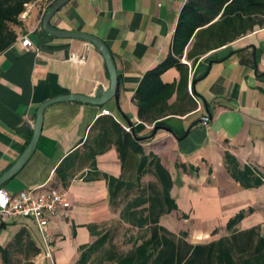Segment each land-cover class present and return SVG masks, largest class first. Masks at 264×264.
<instances>
[{
	"label": "crops",
	"instance_id": "1",
	"mask_svg": "<svg viewBox=\"0 0 264 264\" xmlns=\"http://www.w3.org/2000/svg\"><path fill=\"white\" fill-rule=\"evenodd\" d=\"M54 1L27 4L21 26L13 28L16 41L0 53V176L28 146L40 104L66 94L93 96L98 86H109L104 60L91 43L43 31L42 19ZM186 2L70 0L52 16L53 28L88 33L107 45L117 70L118 98L102 106L65 101L45 109L35 151L0 190L16 194L53 188L66 193L70 206L49 220V257L29 217L0 216V247L6 248L10 264L13 240L25 252L24 264H77L80 247L103 236L109 242L122 229L119 238L127 239L128 225L119 216L122 205L111 206L106 180L92 169L94 163L100 174L123 175L114 145L91 156L96 121L110 117L143 138L138 140L143 153L154 155L171 177L170 195L177 209L162 216L161 225L176 234L186 232L192 244L206 243L228 235L229 220L252 209L235 228L258 226L264 237V185L244 189L224 164L227 152L240 168L249 166L264 176V21L233 42L203 53L193 65L185 57L189 43L181 59L189 68V95L183 97L184 92L177 99L173 94L168 104L174 114L157 122L161 128L155 134L154 124L138 118L135 91L143 75L169 56ZM23 37L32 43L28 51L21 46ZM72 55L83 56L84 62H71ZM179 78L174 67L161 75L166 84ZM131 169L128 165L124 175Z\"/></svg>",
	"mask_w": 264,
	"mask_h": 264
},
{
	"label": "trees",
	"instance_id": "2",
	"mask_svg": "<svg viewBox=\"0 0 264 264\" xmlns=\"http://www.w3.org/2000/svg\"><path fill=\"white\" fill-rule=\"evenodd\" d=\"M32 1L0 0V53L16 41L13 28L21 26L19 15ZM263 17L264 0H187L179 15L169 56L143 75L135 91L133 102L138 109V118L154 127L159 126L157 122L161 118L174 114L170 113L172 106L168 104L173 94H177V99L184 92L183 97L189 95V68L181 62L189 43L191 46L185 57L193 65L203 53L227 45L255 25H262ZM172 67L180 73L178 82L163 83L161 75ZM96 123L98 134L90 147L91 156L114 145L123 175L114 178L100 174L92 163L93 174L106 180L111 206L122 205L119 216L128 225L125 243L129 249L120 253L114 248L107 249V238L103 236L93 244L79 248L77 264H264V237L259 227L235 228L252 209L242 210L229 220L226 225L228 235L206 243L192 244L187 241L186 232L176 234L161 225L160 218L177 209L170 195L173 182L168 171L154 155L143 153L132 129L126 131L111 117ZM224 164L231 177L244 189L264 185V176L258 170L249 166L240 168L237 160L227 152ZM128 165L133 169L124 175ZM145 176L152 179L144 183ZM17 244L21 246L20 241ZM0 253L3 264H10L6 248L0 247Z\"/></svg>",
	"mask_w": 264,
	"mask_h": 264
},
{
	"label": "water",
	"instance_id": "3",
	"mask_svg": "<svg viewBox=\"0 0 264 264\" xmlns=\"http://www.w3.org/2000/svg\"><path fill=\"white\" fill-rule=\"evenodd\" d=\"M70 0H56L52 3V5L47 10L46 14L42 19V29L45 33L49 34L52 37L56 38H69V39H79L86 42L91 43L101 54L109 77V86L104 89L102 86H98L96 92L93 96H84L78 94H66L62 96H58L47 100L40 104L36 111V117L33 127V133L31 140L26 147V149L21 153V155L17 158L15 163L0 176V186L6 182L8 179L13 177L16 173H18L23 166L27 163V161L32 156L33 152L35 151L41 129L43 123V114L45 109L57 102H65V101H72V102H79L85 104H92L97 106H102L107 103L111 99L117 100L118 98V90H119V80L117 76V70L115 67L114 60L111 56V53L107 47V45L98 37L84 33V32H69L64 30H58L53 28L50 25V19L58 11L59 8L64 6ZM161 127L156 126L153 129V134L160 129ZM168 130V129H167ZM137 140L142 141L143 138L136 137Z\"/></svg>",
	"mask_w": 264,
	"mask_h": 264
},
{
	"label": "built area",
	"instance_id": "4",
	"mask_svg": "<svg viewBox=\"0 0 264 264\" xmlns=\"http://www.w3.org/2000/svg\"><path fill=\"white\" fill-rule=\"evenodd\" d=\"M25 15L26 12L21 13L19 19H24ZM21 46L28 51L32 47V43L27 37H23ZM70 61L76 64H82L84 57L72 55ZM102 113L104 115H110L106 110H103ZM122 127L126 131L130 130L126 126ZM69 206L70 204L66 193L53 188L33 187L16 194H8L0 190V216L8 219L18 216L29 217L40 233L47 257L50 256L53 243V236L48 230L49 220L53 215L67 209Z\"/></svg>",
	"mask_w": 264,
	"mask_h": 264
},
{
	"label": "rangeland",
	"instance_id": "5",
	"mask_svg": "<svg viewBox=\"0 0 264 264\" xmlns=\"http://www.w3.org/2000/svg\"><path fill=\"white\" fill-rule=\"evenodd\" d=\"M132 171V170H131ZM152 178L150 176H145L143 178V182H148ZM124 229L115 231L116 234H118L113 240H110L106 248H114V250L118 253L120 252H126L129 249V245L125 243V240L120 239V234L123 233ZM213 237V236H212ZM209 239V238H208ZM201 241V240H200ZM10 248V255H11V264H24V251H20L21 249L18 248V246L15 244V241L13 240L11 245H9Z\"/></svg>",
	"mask_w": 264,
	"mask_h": 264
}]
</instances>
